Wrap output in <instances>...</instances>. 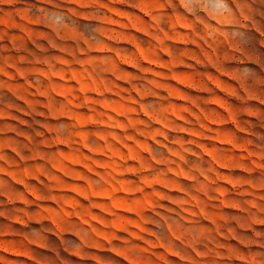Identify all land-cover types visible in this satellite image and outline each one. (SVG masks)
Segmentation results:
<instances>
[{
  "label": "rangeland",
  "instance_id": "obj_1",
  "mask_svg": "<svg viewBox=\"0 0 264 264\" xmlns=\"http://www.w3.org/2000/svg\"><path fill=\"white\" fill-rule=\"evenodd\" d=\"M0 264H264V0H0Z\"/></svg>",
  "mask_w": 264,
  "mask_h": 264
}]
</instances>
